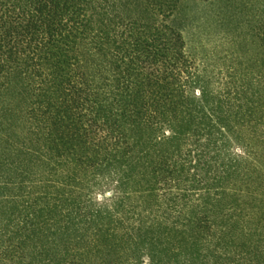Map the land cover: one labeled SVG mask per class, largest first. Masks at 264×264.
Wrapping results in <instances>:
<instances>
[{
  "label": "trees",
  "instance_id": "16d2710c",
  "mask_svg": "<svg viewBox=\"0 0 264 264\" xmlns=\"http://www.w3.org/2000/svg\"><path fill=\"white\" fill-rule=\"evenodd\" d=\"M193 1L210 65L184 0H0V264H264V0Z\"/></svg>",
  "mask_w": 264,
  "mask_h": 264
},
{
  "label": "rangeland",
  "instance_id": "374dc122",
  "mask_svg": "<svg viewBox=\"0 0 264 264\" xmlns=\"http://www.w3.org/2000/svg\"><path fill=\"white\" fill-rule=\"evenodd\" d=\"M241 10L242 7H239L238 11ZM215 11L217 8L207 3L184 0L178 16L179 28L187 51L201 65H210L213 60H218L215 56L224 47V44L231 47V44L222 40V37L225 36L224 31L230 30V26L220 29L216 23ZM238 11L235 10L234 12ZM239 13L240 16L233 25V27H238V30L231 33L234 39L243 31L240 21L245 18L244 16L249 15L244 10ZM217 62L215 61L216 64L219 63Z\"/></svg>",
  "mask_w": 264,
  "mask_h": 264
}]
</instances>
